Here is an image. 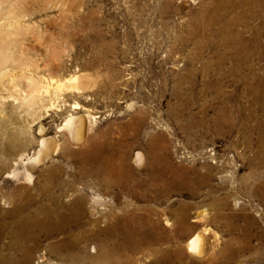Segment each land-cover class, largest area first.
<instances>
[{"label": "rangeland", "instance_id": "1", "mask_svg": "<svg viewBox=\"0 0 264 264\" xmlns=\"http://www.w3.org/2000/svg\"><path fill=\"white\" fill-rule=\"evenodd\" d=\"M1 1L16 18L8 28L13 49L30 63L16 72L31 73L42 86L75 76L77 88L56 93L50 85L7 125L20 129L16 143L5 148L0 138V264H23L25 243L33 250L25 264H46L41 247L59 239L23 243L14 235L13 205L52 200L70 209L75 198L96 201L100 212L112 206L113 213L154 222L155 247L171 253L162 264H264V0ZM18 89H25L23 80ZM2 101L0 123L12 99ZM76 117L90 123V140L79 145L63 128ZM42 136L60 145L31 170L23 162L35 156ZM85 149L96 159L84 162ZM150 152L162 159L155 166L171 170L169 197L164 184L152 186L147 177ZM16 154L22 162L14 163ZM111 154L124 163L114 173ZM85 222L82 215V226L71 227L87 231ZM198 231L214 247L200 260L186 248ZM141 247L120 264H151L160 256L151 245Z\"/></svg>", "mask_w": 264, "mask_h": 264}, {"label": "bare ground", "instance_id": "2", "mask_svg": "<svg viewBox=\"0 0 264 264\" xmlns=\"http://www.w3.org/2000/svg\"><path fill=\"white\" fill-rule=\"evenodd\" d=\"M2 3L3 2L0 0V114L4 111L1 106L3 103L2 100L11 98L12 101L7 113V118L5 121L2 120L0 123V138L6 140L5 148H11L19 139L18 137L20 134L18 131L20 129L13 128V130H9V127L7 126L8 124H12V122L16 119V110L28 107H31L30 109H32V106L36 103V101L41 99L42 92L44 94L49 93L50 85H52L51 87H54V92L56 93L66 87L72 89L77 88V78L75 76H70V78L65 81H56L52 79L51 84L48 83V85L42 86L38 85V81L33 79L31 73L24 71L25 69L23 70L24 72H16V68L22 69L30 65V63H27V61L21 62L20 56H18L13 49L14 41L11 38L12 33L8 31V28L12 26L14 21H16V18L10 16V13L13 14V12L5 10ZM22 80L24 81L25 88L23 91L18 89L19 83ZM3 93H6L7 96L4 97ZM19 111L20 110H18V112ZM63 128L67 131L68 140L73 145H79L82 142H88V140H90L88 135H86L90 130V123L84 117L68 118L64 122ZM43 131L44 129L40 127L38 133L43 134ZM59 145L60 144L56 143L53 139L44 138L42 136L39 141V149L37 150L35 156L27 158L23 164H27L31 170L36 169L39 165H42L43 167L45 163L50 160L52 154L58 151ZM3 151H5V149H3ZM90 152L91 151L87 149L80 152V155L82 154L84 157V162L91 160L90 157L96 159L98 156V153L91 155L95 152L92 151L91 154ZM110 156L111 162L107 163L109 168L108 172H113L115 168L124 163L122 162V158L120 156H116L114 154H111ZM136 156V161L139 163L141 157L138 153ZM113 160H118L120 163L118 164L115 162V166L112 167V164L114 163L112 162ZM161 160L162 159H160V157L158 158L154 155L151 156L153 166L147 172V177L152 180V186L159 187L160 184H164L165 193L167 194V197H169L172 193L171 191L174 190L175 180L173 175H171V170L168 166L163 168L154 165L161 163ZM13 161L14 163H17V161L22 162V154H16ZM123 166L125 171L128 172L126 173L125 180H129V176H131L130 169L125 165ZM105 167H107V165L104 162H99V169L101 171H104ZM24 177L27 181H30L32 178L28 171L24 172ZM104 179L107 183L110 182V178H108V176ZM53 186L55 187V185ZM137 186L144 187L145 182L140 181L137 183ZM75 199L77 200H74L71 203L70 209L69 206L64 205L62 202H58L57 199L55 200L57 202L51 200L50 204L39 203V201L34 199L29 200L28 202L25 201V204L13 205L11 213L15 217V222L18 226L14 235L16 237L18 236L23 243H34V241L41 236L46 237L56 234L58 236L57 238H59L57 243L51 244V242L50 244H46L45 247H41L43 249L40 250L41 253L39 258L44 259L46 264H85L87 261H92L93 263L91 264H120V259H124L126 261V255H128L126 254L127 251L138 253L141 251V246L144 244L151 245L152 248L149 250L153 256L156 254L160 255L154 259L151 264H162L163 260L171 258L170 252H162L158 249V247H155L160 239L158 234L155 232L154 222L145 219V221H143L139 215H135L136 213H131L127 216L124 214H116L115 212L113 213L111 210H113L114 207L112 206H108V208L106 207L107 209L105 212H100L96 201L86 203L84 200L82 201L78 198ZM7 210H9V208H7ZM110 214H114V222H108L104 228H100L99 223H104ZM82 215L86 217L84 226L87 227V231L80 230L81 233H76L75 230L72 229L71 224H74V227L76 228L81 227ZM54 239L53 241H55ZM209 241H207L204 232L198 231L187 241L186 248L194 258L200 260L207 257L214 248L213 245L209 244ZM19 248V250H22L23 253L21 260L23 264H25L30 259L31 251L33 250L30 251V248L26 246V243ZM189 249H192L193 251H189Z\"/></svg>", "mask_w": 264, "mask_h": 264}, {"label": "snow or ice", "instance_id": "3", "mask_svg": "<svg viewBox=\"0 0 264 264\" xmlns=\"http://www.w3.org/2000/svg\"><path fill=\"white\" fill-rule=\"evenodd\" d=\"M189 251H193L192 249H189Z\"/></svg>", "mask_w": 264, "mask_h": 264}]
</instances>
